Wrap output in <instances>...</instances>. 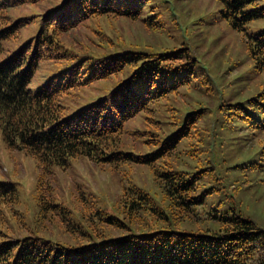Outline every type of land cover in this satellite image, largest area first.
I'll return each mask as SVG.
<instances>
[{
    "label": "trees",
    "instance_id": "trees-1",
    "mask_svg": "<svg viewBox=\"0 0 264 264\" xmlns=\"http://www.w3.org/2000/svg\"><path fill=\"white\" fill-rule=\"evenodd\" d=\"M183 1L173 3L187 21L185 36L162 1L61 0L40 15L33 37L19 42L20 28L34 17L11 19L10 3L0 0L3 146L33 159L34 191L52 192L55 169L80 157L111 168L119 188L111 213L94 196H71L74 217L38 193L34 220L24 227L17 183L0 180V224L9 220L18 232L0 226V264H264V230L231 202L225 209L212 202L221 193L233 199L236 179L226 188L215 172L221 166L251 174L252 180L241 172V182L264 184V25L247 30L264 22V0H214L208 23L225 22L243 55L238 62L213 56V67L200 63L204 53L186 40L198 21L188 23ZM95 18L102 20L92 31L94 49L65 42L67 32ZM120 19L142 24L159 41L124 38L112 26ZM43 59L55 61L59 72L32 89ZM115 76L93 104L63 102L73 87ZM139 114L144 129L132 131L139 142L126 149L124 124ZM139 166L148 169L156 197L134 179ZM46 228L76 234L80 242L46 239L40 234Z\"/></svg>",
    "mask_w": 264,
    "mask_h": 264
},
{
    "label": "rangeland",
    "instance_id": "rangeland-1",
    "mask_svg": "<svg viewBox=\"0 0 264 264\" xmlns=\"http://www.w3.org/2000/svg\"><path fill=\"white\" fill-rule=\"evenodd\" d=\"M8 1L12 2V0ZM60 1L61 0H38L9 8L8 15L11 19L22 16L34 17L25 26L20 28L17 41L23 42L29 39V37H33L38 27L40 15L56 9ZM161 1L163 4L167 3L166 5L170 14H172L175 19L180 33L185 36L184 23L186 24L187 21H185L184 15L181 14L182 12H178L176 5L174 7V0H154V2ZM183 7L188 9V23L198 21V23H193L191 27L189 26L188 38L186 36V40L189 46H191V43L195 46L196 52L201 54L204 53L203 56L200 55L202 58L200 59V63L213 67L214 63L212 57L216 55H219L220 59H226V61H239L238 57L243 55V45L241 46L239 43L237 34L221 20L212 24L208 23L217 7L214 0H185L183 1ZM101 20L102 18H95L79 24L78 27L66 33L65 42L74 46L72 48L76 50L94 49L91 46V41L95 40L92 31ZM219 21L221 23H218ZM261 21L262 20H256L249 23L247 25V30L254 31L257 29V26L264 25V22L257 24ZM106 22L105 20V23ZM112 26L117 28L120 32L122 31L123 37L131 41H139L141 39V41L157 42L160 39L159 36L148 32L140 23L120 19L112 23ZM162 37L163 40L168 39L165 36ZM62 41L64 43L63 38ZM220 65L223 67V64ZM58 72L59 67L55 61L47 59L39 61L29 82V87L35 89L50 76L57 75ZM118 78L119 76H115L114 78L93 81L86 86L73 87L70 89L69 94L63 99V102L70 108H74L82 103L93 104L112 87L113 82L117 81ZM144 115L145 114H139L125 122V130L121 137V140L124 141V148L127 149L129 147L128 144L131 142L135 144L139 142V137L136 135L137 132L132 133V131L144 129L142 121ZM139 150L144 153L143 149L139 148ZM215 172L223 178L226 188H231L227 182L232 179H236L234 182L236 187L232 191V201L226 200L221 193L220 195L213 196L212 202H220L218 206L219 209L227 208L228 203L231 202L243 216L249 218L255 222L258 227L264 230V184L262 182L256 183L251 181L241 182V180L244 179V177L241 176V172H245L246 177L252 180L251 174L247 173L244 169L224 170L221 166L217 168ZM36 174L37 169L34 161L28 154L17 149H6L3 146L2 140H0V180L15 181L17 183L19 198L18 208L24 213V216H20V222L24 227L26 223L31 225L32 220H34L33 217L36 211L35 202H38V193L46 199L60 202L68 209L69 212L66 213H70V217H74L70 209V198L73 195H83L86 196L87 199L94 196L99 200V205L107 209L108 213L113 211L111 202L119 190L118 181L115 172L105 165H98L88 161L85 157H80L73 160L69 168H56L54 175L50 178V188L53 187L52 192L51 189H49V191H34ZM133 177L139 184L147 189V191L152 195L154 194L150 173L145 166H139L136 173L133 174ZM212 184L219 185L218 182H212ZM153 196L156 197L155 195ZM231 203H229V206L232 205ZM0 226L7 234L12 235L18 233H13L17 228L15 224L9 220H3ZM171 228L175 227L171 225ZM98 230L101 231L102 229L98 227ZM40 234L46 239L63 241L65 244L75 245L80 242L76 234L60 228H46L42 230ZM94 240L97 239L93 235L90 241Z\"/></svg>",
    "mask_w": 264,
    "mask_h": 264
}]
</instances>
